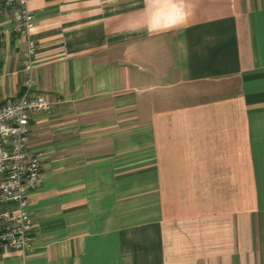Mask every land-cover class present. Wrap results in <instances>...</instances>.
Here are the masks:
<instances>
[{
    "label": "crops",
    "instance_id": "obj_1",
    "mask_svg": "<svg viewBox=\"0 0 264 264\" xmlns=\"http://www.w3.org/2000/svg\"><path fill=\"white\" fill-rule=\"evenodd\" d=\"M35 251L0 264H264V0H27ZM14 10L3 14L8 24ZM28 38L0 41V106Z\"/></svg>",
    "mask_w": 264,
    "mask_h": 264
},
{
    "label": "built area",
    "instance_id": "obj_2",
    "mask_svg": "<svg viewBox=\"0 0 264 264\" xmlns=\"http://www.w3.org/2000/svg\"><path fill=\"white\" fill-rule=\"evenodd\" d=\"M14 10L8 24L3 14ZM35 16L27 0H0V41L6 34L28 38ZM38 44L27 40L23 54V90L15 101L0 106V249L29 255L35 251V224L30 212V195L41 182L43 158L29 150L31 119L49 112L50 103L35 90V63Z\"/></svg>",
    "mask_w": 264,
    "mask_h": 264
}]
</instances>
